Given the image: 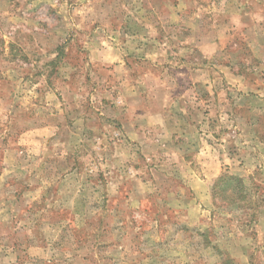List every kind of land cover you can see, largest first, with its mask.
<instances>
[{
  "label": "rangeland",
  "instance_id": "rangeland-1",
  "mask_svg": "<svg viewBox=\"0 0 264 264\" xmlns=\"http://www.w3.org/2000/svg\"><path fill=\"white\" fill-rule=\"evenodd\" d=\"M227 259L264 264V0H0V264Z\"/></svg>",
  "mask_w": 264,
  "mask_h": 264
},
{
  "label": "trees",
  "instance_id": "trees-1",
  "mask_svg": "<svg viewBox=\"0 0 264 264\" xmlns=\"http://www.w3.org/2000/svg\"><path fill=\"white\" fill-rule=\"evenodd\" d=\"M251 187V184L238 176L224 174L214 183L212 198L225 206L247 205ZM225 264H233V262L227 259Z\"/></svg>",
  "mask_w": 264,
  "mask_h": 264
}]
</instances>
